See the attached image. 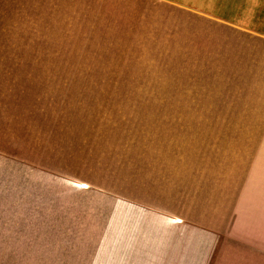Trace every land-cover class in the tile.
Instances as JSON below:
<instances>
[{
  "label": "rangeland",
  "instance_id": "1",
  "mask_svg": "<svg viewBox=\"0 0 264 264\" xmlns=\"http://www.w3.org/2000/svg\"><path fill=\"white\" fill-rule=\"evenodd\" d=\"M187 1L81 0L1 145L0 264L264 262V41Z\"/></svg>",
  "mask_w": 264,
  "mask_h": 264
},
{
  "label": "crops",
  "instance_id": "2",
  "mask_svg": "<svg viewBox=\"0 0 264 264\" xmlns=\"http://www.w3.org/2000/svg\"><path fill=\"white\" fill-rule=\"evenodd\" d=\"M148 1L195 8L187 0ZM251 2L247 19H239L235 26L249 39L261 42L264 22H256L254 11H264V0ZM81 7L90 5L81 0H0V151L15 135L17 120L24 121L31 113L33 73L63 72L65 46L67 54L70 47L73 55V27ZM256 48L264 53V44ZM37 87L41 88L40 82Z\"/></svg>",
  "mask_w": 264,
  "mask_h": 264
}]
</instances>
